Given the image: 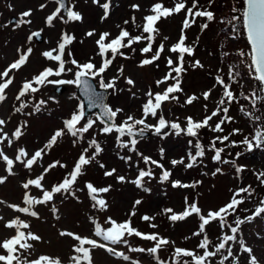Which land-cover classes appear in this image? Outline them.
I'll list each match as a JSON object with an SVG mask.
<instances>
[{
	"label": "rangeland",
	"instance_id": "rangeland-1",
	"mask_svg": "<svg viewBox=\"0 0 264 264\" xmlns=\"http://www.w3.org/2000/svg\"><path fill=\"white\" fill-rule=\"evenodd\" d=\"M105 2L107 0H99V3L94 0H67V5L74 6L73 10L79 12L82 19L65 23L67 16L61 11L60 16L64 19L57 16L49 25L47 17L58 7L55 0H0V73L8 69L21 55H27L24 65L19 69L11 70L8 77H0V83L8 78H12L13 81L5 90L6 100L0 103V118L6 120L3 131L12 139V144L9 146L6 139L0 143V149L14 160L12 174H9L6 162L0 158V178H5L4 183H0V217H2L0 243L17 235L16 229L6 227V223L19 220L30 226L28 229L21 228V231L25 234L30 231L41 239L25 241L30 243L32 248L25 251L17 246L19 250L14 255H19L25 261L48 256L53 260L58 259L60 264H74L71 259L74 255L73 248L80 245L75 239L60 235L61 231L72 232L82 238L103 243L94 235L95 225L99 224L106 229L110 226L107 220L111 217L117 222L130 221L131 226L143 234H158L173 242L159 250L157 254L159 260L147 251H130V248L147 250L154 246L153 241L135 235L126 236L127 244L109 245L129 256L130 261L135 260L139 264H159V262L177 264V261L180 264L184 262L193 264L192 257L178 256L175 249L190 250L197 255H203L204 250L198 245L204 234L212 244H217L218 238L224 234H231L230 230L227 227L222 229L218 221H213L206 226L204 234L196 236L193 233L199 231L201 223L198 215L192 214L183 221L173 222L169 219L171 214L182 213L195 203L201 209V213L207 216L208 212L227 205L234 193L241 188H248L249 192L236 197L243 199L244 202L238 206L234 215L227 217L229 224L235 226L233 221L237 217L243 219L252 216L257 207H264V203H261L264 202V176L261 175L264 173V141L259 145L256 141L257 133L264 135V101L257 100L253 106L252 99H244L240 95L243 93L251 97L253 91L257 96L264 94L259 91V83L253 78L249 68L250 46L245 30L240 22L232 19L233 16L239 15L233 9H242L244 0H198L199 10L212 11L214 19L208 21L206 17H196L195 23L183 30V35L187 38L185 44L194 47L193 56L185 55L186 71L179 77L183 91L174 94L177 96L176 100L164 102L157 111L156 117L149 115L145 118L147 124L157 125L162 115L169 122V126L162 129L160 135H156L154 129H147L148 136L135 138L137 143L134 150L130 144L133 137L127 135L119 137V133L115 130L103 133L102 129L110 125L101 123L95 111L76 125L79 129L89 119L94 120L95 123L88 132L78 133L75 137L67 132L65 121L71 119L82 103L75 84H34L38 91L28 92L20 100L16 99L25 82L32 81L47 68H52L54 71L58 69L59 62L48 59L43 53L58 49L64 34L74 37L66 46L62 57L66 71L59 77H49V80L74 79L78 69L71 63L73 59L79 64L91 61L100 67L105 57L99 54L96 41L101 33H110L106 43L116 38L121 28L127 29L132 36L141 34L147 36L143 33L142 26L145 23L144 18L153 14L152 6L161 3L165 8H173L178 0H111L109 15L106 19H102L104 9L101 5ZM185 2L191 7L192 0ZM41 5L44 7L41 8ZM133 5H139V9H134ZM29 10L32 14L30 17H24V20H30L31 23L17 26L21 14ZM12 17L14 21H10ZM133 17L135 23L132 22ZM184 18L185 12L182 11L161 18L157 22L155 27L159 31L152 45L153 52L141 53L140 50L147 45V41L142 40L133 44L131 48H122L120 51L124 55L118 54L115 59H112L111 52L107 53L106 58L112 59V63L103 74V79L106 83L115 79L116 84L115 90L108 89L107 104L113 111L121 109L114 118L115 125L122 124L129 115L136 119L144 118L143 105L149 99L147 94L161 93L175 83L171 79L160 84H157V81L163 80L169 73L167 64L169 57L174 62H178V54L171 53L169 49L179 41ZM124 21L129 23L125 24ZM203 24H207V28L202 29ZM37 31L42 33V40L36 41L34 37L29 40L28 37ZM89 31H94L95 34L88 36ZM165 37L168 39L165 40ZM161 43L164 44V51L160 58L153 64L141 66V61L150 59ZM29 48L32 49L30 54L27 51ZM56 54L53 52V55ZM195 60H199L203 67L193 68L191 65ZM69 68L72 71H67ZM229 69L233 70L238 83L229 80ZM217 75L231 84L232 90L239 98L238 102L227 105L229 107L227 116L232 119L225 121L222 132H215L210 127H205L199 130L198 137H190L183 131L177 135L176 130L170 127L171 123H178L182 129H186L188 117L194 121H203L216 108L223 92L216 83ZM129 78L134 81V85L127 84ZM94 81L99 87L100 78L97 77ZM59 86L60 93L56 91ZM209 90L211 95L205 100L202 94ZM193 95L197 99L190 105L186 104V99ZM41 101L44 103L41 104ZM21 105L25 106L19 112L15 111ZM242 107L244 111H241ZM223 117L224 113L221 112L220 116L213 117L209 124L214 127ZM17 128L22 132L18 139L12 136ZM61 129L64 130V135L59 137L50 149L45 148L53 134ZM237 129L239 131L234 132ZM217 136L229 138L223 143L217 141L215 144V148L223 149L220 161L213 159L215 150L211 147V142ZM246 138L253 144L251 150L243 143ZM93 140L102 151L89 165L84 166L83 175L74 185L75 195L57 194L54 201L47 205L32 206L31 210L36 211L39 218L10 207V205L26 207L24 203L26 194L36 199L41 198L40 190L34 186L25 190L22 184L28 179L38 178L44 169L56 161L66 167L57 165L51 169L42 184L45 188L51 189L53 185L61 182L74 169L81 154L89 157L94 154L95 148L90 146ZM197 140L203 145L204 155L196 157L193 162L191 156H195L197 151L195 147ZM189 141L192 143L189 144ZM124 144L128 147H124ZM42 148L45 149L43 159L37 161L31 169L15 161L19 149L26 150L30 156ZM144 157L150 158L148 163L145 162ZM173 160L182 163L174 165ZM189 163L193 164L191 168L187 167ZM101 164L104 167H101ZM238 168L241 170L237 171ZM112 169H115L113 175L105 176V172ZM217 169L220 171L217 172ZM140 171L150 172L151 175L145 176L140 186H137L134 181L139 178ZM165 171L170 175L167 180H162ZM121 176L124 177L122 182L118 180ZM176 181L189 187L173 186ZM88 182L98 189L111 186L109 192L100 194V197L107 202L105 209L93 207L94 201L85 187ZM136 200H140L141 204L135 205ZM53 207L58 209V212L54 213ZM165 209H172L173 213H167ZM144 216L154 219L145 221L142 219ZM238 238L252 249V254L259 264H264V214L241 225ZM83 247L91 246L83 245ZM228 247H231L234 257H238L239 264H249L250 258L247 253L242 252L239 244L230 242ZM210 250L215 249L210 248ZM0 255H8L2 246H0ZM90 255L92 264H130V261L110 255L101 248L92 249ZM224 255H227L226 250L210 258L208 264H220ZM0 264L5 262L0 261ZM13 264H16V261ZM224 264H236V261L229 258Z\"/></svg>",
	"mask_w": 264,
	"mask_h": 264
},
{
	"label": "snow or ice",
	"instance_id": "snow-or-ice-1",
	"mask_svg": "<svg viewBox=\"0 0 264 264\" xmlns=\"http://www.w3.org/2000/svg\"><path fill=\"white\" fill-rule=\"evenodd\" d=\"M55 2L57 3L58 7L51 15L47 17V22L49 25H51L52 21L57 16H60L62 10L67 16V20H65V23L69 21H80L82 19L80 13L73 10L74 6L69 7L65 3V0H55ZM94 2L99 3V0H94ZM101 6L104 9V16L102 17V19H106L109 15L111 0H107V2L103 3ZM9 7H11V5H9ZM43 7L44 5H41V8ZM132 7L137 10L139 9V5H133ZM194 9L196 10L194 11ZM182 11L185 12V18L183 20V27L181 30L182 34L179 38V41L173 46H171V48L169 49L171 53L178 54V62H174L173 59L169 57L167 64L170 71L164 77L163 80L157 81V84H160L171 79L174 80L175 83L171 84L161 93L153 94L149 92L147 94L149 99L143 105L144 118L136 119L134 116L129 115L122 124L117 126L115 125V123H113L112 125L105 126L102 129L103 133H110L113 130H115L117 133H119V137H123L125 135L133 137V139L130 140V144L133 146L132 150H134L135 145L137 143V140L134 138L136 135L143 136L147 129H154V133L156 135H160L162 129H165L169 126V122H167L162 115L159 117L157 125L147 124L145 122V118L148 117L149 115L156 117L157 111L161 109L162 104L164 102L170 100H176L177 96L174 94L183 91V89L180 86L181 81L179 77L183 72L186 71L184 67L185 55L188 56L194 55V47L185 44V40L187 38L185 35H183V30L191 27V24L195 23L196 17H206L208 21L214 19V13L212 11L199 10L198 0H192L191 7L187 6L185 0H178V2L175 3L173 8H165L161 3L154 4L151 8V12L153 14L147 15L144 18L145 23L142 26L143 33H146L147 36H144L143 34L132 36L127 29L121 28L119 35L116 38L111 39L106 43L105 41L110 36V33L108 32L101 33L99 35V39L96 41L99 49V54L102 57H105L100 67H97L91 61L86 62L84 64H79L75 59H73L71 63L75 65L76 68L78 69L75 72L74 79L49 80L48 79L49 77L51 76L59 77L66 71L65 61L62 57L64 55L66 46L72 42L74 37L68 34H64V36L62 37V42H60L58 45V49H53L43 53V55L48 59L59 62L58 69L54 71L52 68H47L39 75L34 77L32 81L25 82L22 86L21 91L17 95L16 99L20 100L21 97H24L25 94L28 92L34 93L38 91V88L33 86L34 84L36 85H43L45 83L54 84V85L75 84L77 88H80L82 90V94L86 98L89 108H101L102 112L100 116L107 117L109 120L114 121V118L121 111V109H116L115 111H113L108 105L99 102L98 94L93 84L90 81L99 77L100 78L99 87L101 89L115 90L116 88L115 79L110 80L107 83L103 79V74L111 65L112 59H115V57L118 54L121 56L124 55V53L120 51L122 48H131L133 44L139 43L142 40H146L147 45L140 50L141 53L146 54L149 52H153L152 45L155 40L156 34H158L159 31L155 27L157 22L161 18H167L173 14H179ZM233 11L238 12L239 15L233 16L232 19L234 21H238L241 23L243 29L246 32L247 40L250 44L249 55L251 62L249 64V68L252 72L253 78L259 83L260 86L259 91L264 92V0H244V7L242 9L234 8ZM31 14L32 13L30 10L23 12L21 14V19L17 22V26L23 23H31L30 20H24V17H30ZM60 19L63 20L64 17L60 16ZM132 22L135 23V17H133ZM124 23L128 24L129 22L124 21ZM117 27H119V25ZM201 28L202 29L207 28V24H203ZM94 34H95L94 31H89L87 33L88 36H93ZM39 36H40L39 32H34L28 37V39L32 40L33 37L39 38ZM164 39L167 40L168 37H165ZM27 51L28 54H30L32 49L29 48ZM163 51H164V44L161 43L159 48L155 50V52L153 53L150 59H144L141 61V66L153 64L154 61L160 58V55ZM53 52H56L57 54L53 55ZM109 52H111L112 59L106 58L107 53ZM69 56H71L70 52H69ZM26 60H27V55H21L17 61L13 62L8 67V69H6L3 73H0V77H8L9 72L11 70L19 69L22 65L26 63ZM174 63L175 66H173ZM191 66L193 68L203 67V65L199 60H195ZM67 71H72V69L69 68L67 69ZM122 71L123 70L121 69V72ZM173 73H175V75H173ZM228 76L230 81H232L233 83H238V81H236L232 69H229ZM12 82H13L12 78H8L5 82L0 83V103L6 100L7 97L5 95V90L9 87V85ZM126 82L128 85H134V81L130 78L127 79ZM216 83L223 89L222 98L217 102L216 108L211 112L210 115H207L203 121H194L191 117H188L186 129H182L180 124L178 123H171L170 127L176 130L177 135H179L180 132L183 131L186 133V135L190 137H198L199 130L205 127H210L211 130L215 132L223 131L222 125L225 123L226 120L230 121L232 119L231 117L227 116V113L229 112V107L227 105H231L233 102H238L239 98L232 90L231 84L226 83L225 80L220 75H217ZM202 95L205 100H208L211 95V90L204 92ZM240 95L243 96L244 99H252L253 106H255L257 100L264 101V96H257V93L255 91L251 93V97L245 96L243 93H241ZM196 99L197 97L193 95L191 97H188L185 102L186 104L190 105ZM40 103L43 104L44 101H41ZM24 106L25 105H21L20 107L16 108L15 111L19 112L21 108ZM205 108H207L206 105ZM37 110H39L38 107ZM241 111H244L243 107L241 108ZM221 112L224 113V117L219 119V122L215 123L214 127L211 126L209 124V121H211L213 117H219ZM84 116H85L84 105L83 103H81L79 105L78 111L72 115L71 119L65 121V128L67 129V132L74 137L77 136L78 133L88 132V130L95 123L94 120L89 119L82 128L78 129L76 127V125L82 119H84ZM99 118L100 117L98 116V119ZM255 119H259V117H255ZM101 123H104L102 119H101ZM5 124H6V120L0 118V143H3V141L7 139L9 146H11L12 139L9 138L8 134L3 131V126ZM137 126H142V127L138 128ZM237 131L239 130L238 129L234 130V132ZM21 135L22 132L19 128H17V130L12 134V136H14L16 139H18ZM62 135H64V130L63 129L57 130L50 138L49 142L45 145V148L50 149L57 142V139ZM228 139H229L228 136H223V137L217 136L211 142V147L215 150V155L213 157L214 160L220 161L221 152L223 151L222 148L219 149L215 148L216 142L219 141L223 143ZM256 141L257 144L259 145L261 141H264V135L257 133ZM191 143L192 142L189 141V144ZM243 143L248 146L249 150L252 149L253 144L247 138L243 141ZM90 146H93L95 148L94 154L90 157L86 156L85 154H81L78 161L75 163L74 169L65 178H63L61 182H59L56 185H53L51 189L45 188L42 184V181L44 177L48 174V172H50L51 169L55 168L57 165H59L60 167H66V165L60 164L58 161L53 162L51 165L48 166V168L44 169L38 178L28 179L26 182L22 184V187L25 190H28L30 186H34L35 188L40 190L42 193L41 198L36 199L26 194L24 197V203L25 205H27L26 207H18L11 205L10 207L16 208V210H18L21 213L39 218V214L36 211L31 210L32 206L41 205V204L47 205L54 201V198L57 194L75 195L74 185L77 183L78 178L81 175H83L84 166L89 165L92 162V160H94L95 157L99 155V153L102 151V149L96 143L95 140L91 142ZM123 146L128 147L127 144H124ZM195 147L197 149L195 156H191L193 162H195L196 157H201L204 155L203 145L199 142V140H197ZM85 152H87V149H85ZM44 154H45L44 148L36 150L34 154H31L30 156L26 150L19 149L18 154L15 156V161L23 163L26 168L31 169L33 165L37 163V161L43 159ZM0 158H2L4 162H6L7 170L9 174H12L14 160L9 158L5 154L3 149H0ZM144 160L146 163H148L150 158L144 157ZM151 162L154 164L157 163L156 161H151ZM224 162L227 163V161ZM172 163L175 165L177 163H182V161L173 160ZM100 166L104 167L103 164H101ZM192 166H193L192 163H189L187 165V167L189 168H191ZM240 170L241 169L239 168L237 169V171ZM216 171L219 172L220 169H217ZM114 172L115 169L106 171L105 176H111L113 175ZM150 175H151L150 172L140 171L139 178L136 181H134V183H136L137 186H140L142 179L145 176H150ZM169 175L170 173L168 171H165L162 175V180H167L169 178ZM261 175L264 176V173H262ZM4 179L5 178H0V183H4ZM118 180L122 182L124 181V177L122 176L118 177ZM173 186L189 187V185H181L179 181H176ZM85 187L88 190L90 198L92 199V201H94L93 207H99L100 209H105L107 207V202L105 199L100 197V194L109 192L111 190V186L98 189L91 182H88L86 183ZM248 192H249L248 188L238 189L234 193L233 198L227 205L221 207L216 211L208 212L207 216L201 213V209L195 203L188 206V208H186L182 213L179 214L173 213L172 209H165L164 210L165 212L173 213L169 216V219L173 222L183 221L192 214L198 215L201 223L199 225V231L193 233V235L200 236L201 234H204L206 226L213 221H218L222 229L227 227L231 233V234H224L222 237L218 238L219 243L217 244H212V242L208 239L207 235L204 234L201 243L198 245L199 248L204 250L203 255H197L196 253L190 250L176 248L175 252L177 253V255L192 257L193 264H208L210 258L216 257L218 254H221L222 250H226L227 255H224L222 257L220 264H224V261L229 260V258L235 259L236 264H239L238 257H234L231 247H228L230 242H235L239 244L242 252L248 254L250 258L249 264H259L257 258L252 254V249L248 247L242 239H239L238 235L241 231V225H243L246 222H251L256 217L264 214V207H257L252 216H248L243 219L237 217L233 221V224L235 226L229 224L227 221V217L230 215H234L238 206L244 202L243 199H237L236 197L241 196L242 193H248ZM139 204H141V201L136 200L135 205H139ZM52 211L56 213L58 212V209L53 207ZM132 214L134 215L135 213ZM0 219H2V217H0ZM142 219L148 221L150 219H154V217L150 218L148 216H144L142 217ZM107 223L110 226L107 227L106 229L99 224L95 225L94 235L99 237L100 240L103 241V243H98L96 240L93 239L82 238L79 235L74 234L72 232L61 231L60 235L73 238L80 245L78 247L74 246L73 248L74 255L73 257H71V259L74 261V264H82V262H86V264H92L90 252L92 249L95 248L104 249L110 255L117 256L125 261H130L129 256L125 255L123 252H118L113 247L109 246V245L127 244L128 241L126 239V236L135 235L137 237H141L143 239L153 241L154 246L150 249L145 250V249L130 248V251H140V252L147 251L149 254L153 255L154 258H156L157 260H159V257L157 255L159 250L163 246L168 245L169 243H173L172 241L166 238L160 237L158 234L141 233L140 231H138L137 229L131 226L130 221L117 222L113 220L111 217H109ZM5 226L8 228H15L17 231V235L0 243V246H2L8 253V255H0V261L5 262V264H13L14 261H16V264H60L58 259L53 260L48 256H40L34 261H25L22 260L19 255H14V253L18 252L19 249H23L26 251L32 248V245L25 241L27 240L39 241L41 238L38 235L31 233L30 231L27 234L21 231L20 230L21 228L28 229L30 226L27 223H21L19 220H12L10 222H7ZM152 227H156V225H152ZM83 245H89L91 247L86 248L83 247ZM17 246H19V249H17ZM210 248H214L215 250L212 251L210 250ZM130 264H139V262L135 260H131ZM159 264H163V262H159ZM177 264H180V262L177 261ZM184 264H187V262H184Z\"/></svg>",
	"mask_w": 264,
	"mask_h": 264
},
{
	"label": "water",
	"instance_id": "water-1",
	"mask_svg": "<svg viewBox=\"0 0 264 264\" xmlns=\"http://www.w3.org/2000/svg\"><path fill=\"white\" fill-rule=\"evenodd\" d=\"M65 3H66V0H65ZM12 20H14V19L12 18ZM36 39H37L38 41L41 40V33H40L39 38L36 37ZM90 82L93 84V86H94V88H95V90H96V92H97V94H98L99 102H101V103H103V104H106L107 90H105V89H101V88L97 89L96 86H95V84H94V82H93L92 80H91ZM57 91L60 92V91H61V87H58V88H57ZM77 91H78V93L80 94L81 99H82V101H83V103H84V112H85V115H86V116H87V115H88L93 109H97V111H98V116L100 117V119H102L103 121H105V122H107V123H109V124H112V123H113V120H109L107 117L100 116V114H101V112H102V109H101V108H89V106H88V102H87L86 98H85V97L83 96V94H82V90H81L80 88H78ZM147 135H148V132L145 131V133H144L143 136L136 135L135 137H144V136H147Z\"/></svg>",
	"mask_w": 264,
	"mask_h": 264
}]
</instances>
